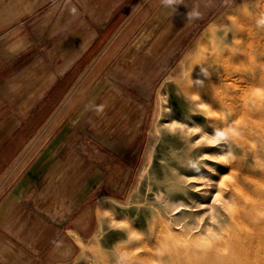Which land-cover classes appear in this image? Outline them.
Listing matches in <instances>:
<instances>
[{
    "label": "rangeland",
    "instance_id": "1",
    "mask_svg": "<svg viewBox=\"0 0 264 264\" xmlns=\"http://www.w3.org/2000/svg\"><path fill=\"white\" fill-rule=\"evenodd\" d=\"M11 1L21 8L25 5V0ZM11 1L0 0V117L19 104V108L33 104L36 110L30 121L31 130L21 129V141L11 156L6 154L8 159L18 156L57 107H61L59 114L37 139L41 142L59 127L39 148L36 141L30 152L32 157L41 153L69 122L77 133L89 138L90 134L97 135L93 124L105 109L114 107L123 112V122L113 138L108 137V126L101 133L108 146L115 148L117 144L115 157L120 162L108 161L107 178L87 180L90 186L82 201L70 202V212H64L66 237L61 250L49 251L41 264H127L126 259L135 254L146 257L150 264H162L155 256L169 244L146 238L137 243L130 241L134 232L140 235L146 229H132L131 224L136 217L148 214L154 205L163 203L167 192L175 194L177 188L170 183L173 175L169 164L178 160L171 151L180 130L176 121L184 119L190 124L184 113L186 106L194 112L201 108L195 103L196 73L208 76L207 85L216 87V75L232 63L234 55L252 51L253 46L244 42L249 33L245 22L255 19L264 34V22L259 23L264 21V0H177L173 5H166L163 0H31L24 13L6 21L2 16L7 14ZM81 25L84 30H80ZM84 36L89 38L84 51L61 69L64 51ZM89 63L86 75L68 94ZM247 64L236 62L235 66ZM33 66L36 70L30 72ZM47 77L51 78L43 85ZM262 87L261 93L255 95L264 100ZM235 114V122L239 123L255 113L251 107L238 105ZM217 116L220 119V111ZM215 132L219 139L211 154L219 157L211 162L217 167L212 183H217L219 189L222 181L227 183L233 174H241L239 168L229 166L230 161L237 164L253 156L241 153L235 144L227 147L223 127L217 126ZM237 136L255 144L253 137L240 131ZM81 147L82 140H78L70 150L82 154ZM29 160L18 166L10 178ZM195 163L193 159L186 164L187 177ZM82 182L80 179L78 189ZM236 186L235 190L241 189L240 184ZM229 208L230 215L223 218V223L237 230L234 217L245 211L238 210L235 204ZM85 212L84 221L77 222ZM245 228L251 229L250 223L245 222ZM228 239L204 237L195 243L201 248L226 244ZM190 243L191 239L185 237L172 242L176 246ZM262 253L259 263L264 264Z\"/></svg>",
    "mask_w": 264,
    "mask_h": 264
},
{
    "label": "bare ground",
    "instance_id": "2",
    "mask_svg": "<svg viewBox=\"0 0 264 264\" xmlns=\"http://www.w3.org/2000/svg\"><path fill=\"white\" fill-rule=\"evenodd\" d=\"M248 22H245V25L249 26L247 29L249 33L245 35L244 42L253 46L252 51L247 55L240 53L234 55L232 63L216 75L214 80L216 87L207 85V80L210 79L208 76L201 72L196 73L198 89L195 88V103L201 108L194 112L191 108L186 109V106L184 113L189 116L190 124L184 119L176 121L180 130L171 151L172 156H178V160L169 164L173 175L170 183L177 188L174 190L175 194L167 192L163 203L154 205L148 214L136 217L131 224L132 229L143 226H146V229L140 235L134 232L129 238L130 241L136 242L139 239L141 242V239L146 238L169 244L163 252L155 256L162 264H165V261L169 264H261L259 263L261 253L264 251V179L259 178H264V100L258 99L255 93H261L260 88L264 85V34L258 29V22L255 19ZM261 22L264 21L259 23ZM82 27L80 30H84ZM232 33L235 35V31ZM251 34L255 37L251 38ZM88 39L86 36L77 40L74 38L75 41L64 51L65 60L63 59L61 69L68 67L84 51ZM241 42L242 40L236 45ZM236 62L248 64L240 67L235 66ZM90 65L91 63L83 69L68 94L86 75ZM34 68L33 66L30 72ZM50 78L47 77L43 85ZM229 88L236 92L231 93ZM263 89L264 87L262 92ZM238 105L244 108L251 107L254 116L236 123L235 111ZM218 111L221 113L220 119L217 116ZM217 126L223 127L227 147L231 148L230 146L235 144L241 153L253 156V159L246 162L239 160L237 164L230 161L229 166L239 168L241 174H233L227 183L222 181L219 189L217 183H212L213 175H217V167L211 164L214 158L219 157V154H211L213 146H217L219 139L217 132L214 133ZM157 128L155 134L158 136ZM239 131L253 137L256 140L255 144L240 139L237 136ZM35 138L36 136L29 141L26 148ZM193 159L197 161L196 167L190 169L191 176L187 177L186 164ZM237 184L241 185V189L235 190ZM234 190L237 192L234 193ZM210 193H213L211 198ZM104 198L99 202L101 203ZM173 201L177 203L174 204ZM232 204H235L238 210L245 211L244 214H236L234 217L237 230L231 224L223 223V218L230 215L229 207ZM245 222L250 223L251 229L245 228ZM182 237L191 239L190 245L172 244ZM204 237L229 239L226 244L197 247L195 240ZM199 256H201L199 260L194 261ZM125 263L150 264L141 254L129 257Z\"/></svg>",
    "mask_w": 264,
    "mask_h": 264
},
{
    "label": "crops",
    "instance_id": "3",
    "mask_svg": "<svg viewBox=\"0 0 264 264\" xmlns=\"http://www.w3.org/2000/svg\"><path fill=\"white\" fill-rule=\"evenodd\" d=\"M30 1L25 0L23 8L11 1L7 14L2 17L9 21L21 15L29 8ZM116 31L103 49L111 42ZM19 105L2 113L0 117V264H41L49 251L61 250L63 238L66 237L63 234V222L67 214L64 212H70V202L76 204L82 201L90 186L87 180L107 178V164L119 161L115 157L117 144L115 148L108 146V141L104 142L101 133L108 126L111 130L108 137L113 138L123 122V112L114 107L105 109L100 113L97 123L93 124L97 135L90 134L89 138H84L80 131L77 133V129L69 122L41 153L32 157L30 152L36 141V147L39 148L59 127L53 129L41 142L37 139L49 121L59 114L61 107H57L39 128L36 138L26 148L27 142L13 160L8 159L6 154L17 149L21 141V129L31 130L30 121L36 110L33 104L21 108ZM78 140H82V154L72 153L70 150V146L75 145ZM115 141L112 143L117 142ZM28 160L22 170L10 178L13 171ZM4 168L5 171L2 172ZM80 179L83 180V185L78 189ZM75 194L78 195L74 196ZM86 212L77 222L84 221Z\"/></svg>",
    "mask_w": 264,
    "mask_h": 264
},
{
    "label": "clouds",
    "instance_id": "4",
    "mask_svg": "<svg viewBox=\"0 0 264 264\" xmlns=\"http://www.w3.org/2000/svg\"><path fill=\"white\" fill-rule=\"evenodd\" d=\"M166 5H173L177 3V0H163Z\"/></svg>",
    "mask_w": 264,
    "mask_h": 264
}]
</instances>
